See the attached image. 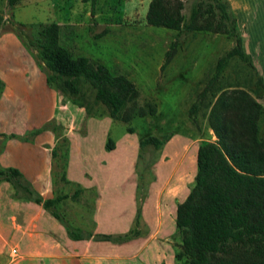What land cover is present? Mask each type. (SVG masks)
Instances as JSON below:
<instances>
[{
    "label": "rangeland",
    "instance_id": "374dc122",
    "mask_svg": "<svg viewBox=\"0 0 264 264\" xmlns=\"http://www.w3.org/2000/svg\"><path fill=\"white\" fill-rule=\"evenodd\" d=\"M192 1L184 0V13H188ZM240 1L246 4V21L238 29L243 38L242 46L251 56L254 69L245 61L234 58L226 68L225 76L227 81L234 82L238 74L239 81L244 82V79L249 81L250 77L254 78L252 74L257 72L264 80V0ZM148 3L149 0H96L95 11L91 13L89 0H16L13 4L0 0V35L5 30H11L45 73L49 70L42 64L35 39L42 23L60 20L63 24L60 25L59 41L63 46H67L73 55H87L103 62L112 72L126 74L140 90L139 102L154 100L158 109L154 115L134 117L130 123L135 128L133 132L127 131V123L119 119L112 120L109 127L107 120H90L88 139L82 142L72 136L86 134L89 115L80 101L84 97L91 101L93 89L87 83H82L81 89L85 94L82 97L53 87L50 111L38 128H29L26 117L20 116L24 114L23 100L14 104L15 111L21 110L17 113L11 112L8 106H1L0 116L8 119L5 125L0 126V154L8 140H14L13 143L31 141L40 131L47 130L50 137L45 186L51 188L53 195L72 193L77 184L60 178L72 137L70 174L76 177L79 174L80 177L82 170L86 169L84 175L90 176V171L95 176L105 196L104 204L110 208L107 215L115 220L119 215L128 218L136 213L138 202L135 200L133 203L132 190L136 198V183L142 180L138 178V168L135 169L138 139L147 134L161 136L171 132L172 136L158 156L151 147L144 150L143 163L157 158L144 178L147 186H144L146 192L142 201L141 218L145 224L141 235L147 234L150 225L161 217L162 229L153 236L160 246L150 252L151 264H164L155 257L160 248L167 252L165 264H172V260L174 264H190L185 256H176L180 250L181 234L175 224V207L194 183L199 142L215 139V135L203 114L199 113L194 120L188 115V107L217 57L232 47L235 41L224 33L179 32L175 28L148 24L145 20ZM173 41L176 42L174 55L161 68L165 53ZM259 100L264 102L262 97ZM93 107L101 112L100 117L107 115L103 104H93ZM107 135L114 142L118 141L114 150L102 146ZM51 144L56 149L54 155L50 151ZM143 163L140 160L142 167ZM0 166L7 167L1 163ZM141 184L143 187L142 181ZM95 192L91 188L82 190L75 198L67 197L62 200L59 210L72 223L88 221ZM13 243V240L8 241L7 246ZM121 257L119 264L137 261Z\"/></svg>",
    "mask_w": 264,
    "mask_h": 264
},
{
    "label": "trees",
    "instance_id": "16d2710c",
    "mask_svg": "<svg viewBox=\"0 0 264 264\" xmlns=\"http://www.w3.org/2000/svg\"><path fill=\"white\" fill-rule=\"evenodd\" d=\"M7 1L13 4L16 0ZM89 1L94 13L96 0ZM184 6V0H149L145 20L148 24L175 28L179 32L224 33L235 43L217 57L188 107V115L194 120L199 113L203 114L215 139L199 142L194 183L176 205L175 224L181 234L176 256H185L190 264H264V104L259 100L264 95V80L255 72L249 81H239L238 74L234 82L227 81L225 71L234 58L254 69L251 56L242 46L243 38L229 0H193L187 14L183 12ZM59 31L57 21L45 22L40 25L35 39L38 53L49 70L46 73L49 86L84 97L81 84L87 83L93 89L92 100L84 97L80 101L87 115L100 117L101 112H97L93 104L101 103L113 120L127 123L129 132L135 130L130 124L134 117L157 113L154 100L139 102L140 90L132 79L124 73L112 72L103 62L87 55H73L60 43ZM175 44L173 41L166 51L161 68L174 55ZM171 136L172 133L167 132L138 139L135 169L138 168V178L144 185L142 187L141 181L136 183V213L130 227L121 233L85 232L80 224L68 221L59 205L65 198L79 195L83 188L78 183L72 193L43 197L14 166H0V181H9L16 188L20 187L26 198L42 203L63 224L71 239L92 236L127 241L144 232L141 210L144 186H147L145 174ZM104 146L106 149L115 146L109 135ZM148 147L158 155L143 163L144 150ZM54 154L55 148L52 149ZM66 161L60 178L72 182L66 177Z\"/></svg>",
    "mask_w": 264,
    "mask_h": 264
},
{
    "label": "crops",
    "instance_id": "0c3cea01",
    "mask_svg": "<svg viewBox=\"0 0 264 264\" xmlns=\"http://www.w3.org/2000/svg\"><path fill=\"white\" fill-rule=\"evenodd\" d=\"M229 1L236 15L238 26L241 27L242 23L246 21L244 13L246 4L240 0ZM57 22L60 25L63 24V21ZM42 64L44 65V61ZM0 80V108L8 106L11 112L17 113L21 110L15 111L14 104H19L20 100H23L22 111L24 114L22 113L20 116L26 117L29 128L40 127L50 111L49 105L52 103L55 89L47 84L46 73L41 70L39 63L29 54L22 41L11 30H5L0 35ZM7 119L8 117L0 116V126L5 125ZM86 120V134L72 136L74 139L78 138L82 142L88 139L90 120L93 122L107 120V127H109L113 119L109 115H103L102 117L89 116ZM7 123L10 125L9 120ZM48 135L47 130H43L36 134L31 141L24 140L13 143L14 140H8L0 154L2 166H14L20 169L24 178L30 181L32 187L43 197L55 196L51 188L46 187L44 182L48 172L47 145L48 137H50ZM72 137L69 142L66 177L68 180L78 183L84 191L91 188L96 191L90 219L82 222L81 227L85 232L91 231L92 233L117 234L126 231L132 224L134 214L128 218L126 215H119L117 219L112 220L107 215L110 214L108 213L110 208L104 204L105 196L95 176L88 170L90 176L84 175L86 169L82 170L80 177L79 174L78 177L70 174L71 156L69 154L72 151ZM104 138L106 139V136ZM104 143L105 141L102 146ZM117 144L116 140L112 150L116 148ZM49 147L51 151L52 144ZM132 160L134 163L135 158ZM23 193L20 187L16 188L9 181H0V264H119L118 259L121 256L122 259H137L136 262L133 261V264H151L152 254L150 252L160 246L153 236L154 233H159L162 229L161 217L156 219L155 224L150 225L151 230L149 229L147 234L136 236L127 241L115 242L96 239L92 236L71 239L63 224L50 214L42 203L26 198ZM135 200V191L132 190L133 203ZM107 204L109 203L107 202ZM12 240L14 243L8 247V241ZM15 245L19 251L17 257L10 255V248ZM166 253L164 248H160L155 254L156 260L165 264ZM171 256L174 258V253ZM171 263L174 264V261L172 260Z\"/></svg>",
    "mask_w": 264,
    "mask_h": 264
},
{
    "label": "built area",
    "instance_id": "2783aa9c",
    "mask_svg": "<svg viewBox=\"0 0 264 264\" xmlns=\"http://www.w3.org/2000/svg\"><path fill=\"white\" fill-rule=\"evenodd\" d=\"M10 255L15 257L16 255H18V248L16 246H12L10 249Z\"/></svg>",
    "mask_w": 264,
    "mask_h": 264
}]
</instances>
